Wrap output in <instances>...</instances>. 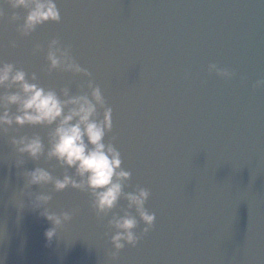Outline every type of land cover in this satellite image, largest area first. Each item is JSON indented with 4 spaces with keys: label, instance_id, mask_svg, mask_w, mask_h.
<instances>
[{
    "label": "water",
    "instance_id": "water-1",
    "mask_svg": "<svg viewBox=\"0 0 264 264\" xmlns=\"http://www.w3.org/2000/svg\"><path fill=\"white\" fill-rule=\"evenodd\" d=\"M57 7L59 24L21 37L3 6L0 60L76 94L82 77L46 72L47 44L57 38L112 108L105 139L115 137L132 173L125 191L148 189L145 207L155 213L151 230L114 264H264V87H253L264 80V0H57ZM16 14L22 22L24 11ZM37 44L42 51L33 55ZM209 64L233 78L209 74ZM37 166L47 167L25 158L17 169L8 137H0V264H113L107 218L97 220L86 194H53L51 211L78 212L51 244L43 235L50 224L16 207L20 173ZM124 207L120 201L114 211Z\"/></svg>",
    "mask_w": 264,
    "mask_h": 264
},
{
    "label": "clouds",
    "instance_id": "clouds-1",
    "mask_svg": "<svg viewBox=\"0 0 264 264\" xmlns=\"http://www.w3.org/2000/svg\"><path fill=\"white\" fill-rule=\"evenodd\" d=\"M3 6L12 10L8 21L17 25L15 30L21 37H28L41 25L59 24L61 20L57 0H0V20L4 18ZM17 9L25 13L22 22ZM9 47L14 49L16 42L10 41ZM41 51L37 44L32 54ZM44 59L47 73H70L82 77L84 83L77 86L76 94L67 85L59 90L47 88L39 83L35 73L29 75L15 64L0 60V137H8L17 169L23 168L25 158L47 165L20 173L23 187L13 194V202L20 210L38 212L50 224L43 235L51 244L58 230L78 212V209L51 211L48 205L53 194L68 189L86 194L89 209L97 220L107 218L105 235L111 233L108 240L111 251L106 257L114 264L125 246L134 248L153 226L155 213L145 207L150 191L139 185L125 191L132 173L122 168L115 137L105 139L112 130V108L107 106L92 73L74 59L71 46L53 38L47 44ZM207 71L223 80L234 76L232 71L216 64H209ZM253 87H264V80H257ZM24 128L48 131L44 137L19 134L18 130ZM56 169L61 170L59 176L53 174ZM33 187L40 191H31ZM120 201L125 202V207L115 212ZM139 225L143 228L138 235Z\"/></svg>",
    "mask_w": 264,
    "mask_h": 264
}]
</instances>
